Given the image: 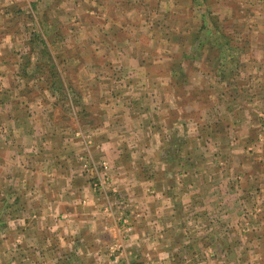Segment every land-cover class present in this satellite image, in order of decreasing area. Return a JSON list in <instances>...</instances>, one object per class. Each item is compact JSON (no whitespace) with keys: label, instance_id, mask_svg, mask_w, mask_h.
I'll return each mask as SVG.
<instances>
[{"label":"rangeland","instance_id":"374dc122","mask_svg":"<svg viewBox=\"0 0 264 264\" xmlns=\"http://www.w3.org/2000/svg\"><path fill=\"white\" fill-rule=\"evenodd\" d=\"M209 5L208 8L198 6L195 0H34L30 3L26 0H0V8H10L11 12L8 17H2L4 14L0 12V26L9 24L14 34L24 38L22 44L0 50L3 55L0 59H8L9 71L7 79L0 80V85L17 90L14 95L7 93L5 99L9 103L24 102V99L17 98V94L26 86L25 99L44 104L47 110L39 112L38 116L43 119L38 124L42 125L40 135L46 134L41 130H55V123L62 125L69 118L67 123L78 131L81 129L78 124L83 125L81 119L92 120L96 127L106 120L118 121L122 124L113 127L110 134L119 136L129 130L124 110L129 104L137 105L134 100L141 91L136 87L145 79L139 72L146 71L162 81L172 80L173 84L176 73L180 81L179 85H174L179 113L173 116V120L179 117V122H195L199 126L189 127V130L194 129V138L191 133L189 137L184 134L182 127L176 128L178 134L171 142H166V148L174 149L182 156L188 147L189 152L194 153L193 166H198V172L202 173L209 166L225 167L223 161L227 159L223 158L232 154L223 147L231 143L236 151L233 156L237 157L234 165L245 158V163L254 167V155L264 151V125L261 124V128L254 126L261 134L257 136V143L240 146L234 138L236 127L240 129L239 137L244 136L247 112L253 108L264 109V0H213ZM209 7L220 25L213 35L224 38L214 47L204 40L192 55V36L200 31L202 16ZM209 52L213 54L210 62L207 60ZM19 73L23 82L15 76ZM49 103L56 105V117L53 113L52 121L45 115L51 110ZM215 105L222 107V111L213 112ZM262 109L255 113L258 120L264 117L259 115ZM75 113L79 120L74 117ZM218 120L222 121L219 128L209 127ZM227 127L232 140L226 135ZM96 133L91 136L94 140ZM150 133L154 131L149 129L147 135ZM156 135L159 136L157 132ZM165 137L171 135L166 133ZM82 144L80 138L85 152ZM48 148L50 150H46L50 153L52 145ZM201 152H206L207 158L204 159ZM214 155L219 157L222 167L214 164L217 161ZM77 156L73 160L76 163ZM180 160L163 161L177 169ZM103 161L108 162L96 159L98 163ZM144 163L138 166V172L145 170L148 176L153 175L155 160L145 159ZM108 165L111 166L110 162ZM76 168L83 171L81 165ZM132 173L134 177L138 174L136 170ZM233 174L232 171L225 172L221 183L227 184V193L220 189L218 176L203 174L204 183L211 177V182L219 189L209 192L203 187L199 193L184 195L183 198L193 201L191 207L179 205L171 190L159 194L150 189L149 184L140 185L136 180L126 181L130 193L127 198L121 197L111 179L114 192L110 188L106 192L112 191V197L102 192L100 206L93 208L92 212L89 208L87 213L101 223L99 228L98 222L93 226L102 237L110 236L109 231H101L105 223L112 233L120 234V231L123 239L116 237L111 244L109 240L86 239L91 242L88 246L94 243L99 254H73L66 256L68 259L63 255L38 256L31 252H16V238L11 239L8 234L10 223H6L11 217L10 209L6 210L5 206L10 204L11 190L10 180L4 176L2 181L7 188L0 196V212L5 222L0 224V232L8 236L4 242V237H0V264H65L61 257L65 258L66 264H264V190L252 187L254 183L264 184V179L245 177L233 180ZM243 174L247 175L246 171ZM89 180L96 183L94 179ZM169 180L164 174L158 177L163 188L170 186ZM234 185H237V195ZM205 194L207 197L202 199ZM172 196L177 202L175 211L166 215L171 207L165 206L164 202H171ZM193 199L199 200L197 204ZM235 200L242 201L239 210L234 207ZM199 202L207 205L201 207ZM75 208L68 206L66 211ZM19 213L22 214V210ZM68 226L74 231L73 223ZM43 230L45 236L53 234L46 228ZM36 234L33 231V235ZM34 236L26 242L29 250L40 246V239H34ZM56 239L50 244L58 247L61 242L54 243ZM12 248L15 251L10 254ZM123 249L125 254H122Z\"/></svg>","mask_w":264,"mask_h":264},{"label":"crops","instance_id":"0c3cea01","mask_svg":"<svg viewBox=\"0 0 264 264\" xmlns=\"http://www.w3.org/2000/svg\"><path fill=\"white\" fill-rule=\"evenodd\" d=\"M0 12L4 14L2 17H8V15L11 14L9 8H0ZM12 29L13 27L9 24L0 26V50L7 46H17V44L20 45L24 42V40L21 41V39L24 38L21 35L17 36L14 34ZM75 31L76 35L78 32L77 28ZM0 56L3 57L2 51H0ZM7 60L8 59L5 60L4 58L0 59L1 81L7 79L9 73L6 66L8 63ZM139 74L145 79L141 81L142 83L140 82L139 87H136L138 91H141L140 93L137 92L138 98L134 100V103H137V105L129 104V108L124 110L128 116L126 126L129 130L125 135L119 136L110 134L113 127H120V124H122L118 121L106 120L101 123L99 127H96L97 125L92 124V120L88 121L81 119L83 125L78 124V126H81L80 131H78L74 130L71 126L72 124L69 125V123H67L69 118L66 119L62 125L60 123L54 124L56 132L53 129L49 130V128H45V130L41 131H46V134L40 135L38 132H40V126L42 125L38 124L42 123L43 119L40 117L38 118V116L39 112L47 110L44 104L41 105L35 102V100L25 99L26 97L24 95L28 92L26 86H24L22 90H18L21 93L19 95L17 94V98L21 100L24 99V102L9 103V100L5 99V96L7 93L14 95V91L17 92V90H11V88H6L7 86L5 85H0V196L4 195V188H7V184L3 185L2 181L4 176H7V179L9 178L10 180L9 189L11 190V200L10 204H5V206H7L6 210L7 208L10 209L11 217L6 223H10L11 230H9L8 234L11 239L16 238V244L14 243L16 252H31L38 256L63 255L66 257L72 256L73 254L87 256L99 252L98 249L95 248L94 243L88 246L91 242H87V240L97 242H106L109 240L111 244L116 237L117 239L119 237L121 240L123 239L120 231V234L112 233V230H109L105 223L101 231L104 233L109 231L110 236L106 234V236L102 237L98 229L93 226L98 221L87 213L89 208H91L92 212L93 208L95 209V207L98 208L100 206L102 201L100 196L102 192L105 196L112 197L114 191L111 189L113 192H108L109 194L105 191H96L94 189V184L90 182L89 177L85 176L86 174L84 171L76 168L80 165H78V162L76 163V161H73L75 160V156L78 155V160L80 154H85L83 147L81 148L80 145V137L77 136L79 132L86 136V134L91 131L89 135L93 136L97 131L95 140L94 137H91L92 144L90 146V156L94 158V160L99 158L106 161L108 160V163L110 162V177L113 180L112 185L114 184L121 197L127 198L129 196L131 188H129L130 186L127 183L136 180L140 185L149 184L151 187L150 189H153L154 192H158L159 194L163 193L165 190H171L174 199L179 205L191 207V205H194L193 201L188 200V197L183 198L184 195H188L190 192L199 193L202 191L203 187L209 192L219 189V187L215 188V183L211 182V177L204 183L202 178L203 174L218 176V185L223 193H227L228 191L227 184L224 183V185H221L222 181L225 179V172L227 171H232L234 173L233 180L235 178L237 180L245 177L251 180L264 179V157H262L264 151L261 154L254 155L256 156L254 157L256 160L254 167L250 166V163L246 164L245 158H241L242 161L239 160L237 164L234 165V160L237 157L233 155L236 154V151H234L235 148L232 147L231 143H228V146L226 148L223 147V150H229L232 155H227V158H223L227 159L223 161L225 162V167L221 166L220 159V163L218 162L219 157L214 155V158L217 157V159H214L217 160L214 164L222 168L209 166L204 172L199 173L198 171H200V169L198 166L195 168L192 164L194 153L189 152L188 147L187 152L182 156L177 155L178 151L174 149H167L166 142H171L178 134L176 128L182 127V132L184 134H187L189 137L191 133L192 138H194V129L193 131L189 130V127L199 125L195 122H179L181 120L178 119L179 117L173 120V116L178 115L179 111L178 100H176L178 98L175 95L176 88L172 80L167 82L160 80L161 78L157 76L153 78L146 71H140ZM19 75L20 73L15 74L16 78L23 82L24 78ZM223 75L224 73L221 74V76ZM221 79L222 77L219 78V80ZM49 106H51V110L45 115L52 121L53 113L54 118L56 117V105H51L49 103ZM192 108L194 109V107ZM217 109H220L218 112L222 111V107L219 108V106L215 105L213 107V112H216ZM260 109L262 108H253L247 112L245 116L246 124L244 125V136L241 138L239 137L240 129L236 127L234 139L240 143V146L247 143H257L256 141L259 133L254 126L260 127L261 124L264 125V109L259 113L260 117H263V119L260 118L258 120V117L255 116V113H258ZM57 111L59 112V110ZM78 116V114H74L77 120H79ZM258 121L261 123L259 124ZM221 125L222 121L218 120L213 125H209V127L216 129ZM241 126L242 125H240V127ZM91 129H94V131ZM101 129H103L105 133L103 131L101 132ZM149 129L154 131V133L147 135ZM226 130V135L232 140L229 127H227ZM61 131L62 134H60ZM156 132L159 136L156 135ZM50 133L53 135H48ZM166 133L167 136L171 135V137L166 138ZM47 135L48 137H46ZM260 135L261 134H259V136ZM213 140L215 139H212V141ZM192 141H195V139H192ZM51 145L52 148L49 153L46 149H49L48 146ZM44 146L47 148L45 149ZM18 148L20 149L18 150ZM241 149L240 147V150ZM220 150L222 151V149ZM96 156H98V158H96ZM201 156L205 159L208 155L206 152H201ZM150 158L155 160L154 169L152 170L154 174L148 176L145 170L138 172L140 171L138 166L140 164L144 165L145 159ZM177 158L182 159L177 163V169H174L163 161L164 159L173 160ZM57 162L58 164H56ZM73 169L75 171H73ZM135 170L138 174L134 177L132 172ZM244 171H246L247 175L243 174ZM163 174L166 179H170V183L168 181L170 186L165 188L158 183V177ZM199 174L201 176H199ZM221 174H223L224 177H222ZM180 177L183 178V180ZM122 181L124 183H126V181L128 182L123 184ZM234 186L235 195H237V185ZM252 187L255 190H264V184L254 183ZM138 193L141 194L140 189H138ZM166 194H169V192ZM207 195L208 194H205L202 199H205ZM173 196L170 198L172 199L171 202H164V205L166 204L171 207L169 212H165L166 215L175 211L177 202L175 203V201H173ZM224 197L225 195L223 194V198ZM223 198L221 196V199ZM193 200L196 204L199 201L197 199ZM241 202L242 201L235 200L234 207L240 209L241 206L239 204H241ZM199 203L201 207L207 205L203 202ZM162 204L163 202L161 205ZM68 206H76V208L67 212L66 207ZM20 210H22V214L19 213ZM236 212L239 211L236 210ZM1 214L0 212V224L5 222ZM33 223H39V225L36 226ZM68 223L74 224V231L68 226ZM100 226L101 223L98 222L97 228ZM45 228L53 234L45 236L43 230ZM33 231L37 232L35 236L33 235ZM2 235L3 232H0V237H4L2 241L4 242L7 239L5 237L8 235ZM31 236H34V239L35 237L40 239L38 242L40 246L29 250L26 246V242L30 240ZM55 238L57 239L54 243L57 242V240L61 242L58 247L50 244ZM67 243L69 246H67ZM124 249L122 254H125ZM15 250L12 248L10 254ZM111 250L115 251V249ZM64 257L60 259H63L66 264L67 261ZM61 264L63 263L61 262Z\"/></svg>","mask_w":264,"mask_h":264},{"label":"built area","instance_id":"2783aa9c","mask_svg":"<svg viewBox=\"0 0 264 264\" xmlns=\"http://www.w3.org/2000/svg\"><path fill=\"white\" fill-rule=\"evenodd\" d=\"M34 0H26L27 3L33 2ZM78 137L81 138L86 151L85 154H80L78 163L84 171V173L90 178L96 180L94 184V189L96 191H107V189H111V177H110V167L108 162H96L94 158L90 156V146L92 144L91 136H84L81 132L77 134ZM89 154V155H86Z\"/></svg>","mask_w":264,"mask_h":264},{"label":"trees","instance_id":"16d2710c","mask_svg":"<svg viewBox=\"0 0 264 264\" xmlns=\"http://www.w3.org/2000/svg\"><path fill=\"white\" fill-rule=\"evenodd\" d=\"M211 1H213V0H195V3L198 6H205V7H207V6H210L209 4L211 3ZM9 10H10V8H9ZM205 11H207V13H205L204 16H202V21H201L202 22V27L200 28V31L197 32V33H194L193 36H192V37H194L193 38V41H191V45H193V48H192V51L190 52V54H192V52L196 51L197 47L201 43H203L204 40L205 41H209L211 43V46L214 47L215 46L214 44L217 41H219L221 38H224L223 36L213 35V33L216 34V32L219 30V27H220L219 20H218V18H215L212 15V12L210 10V7H209V9H207ZM195 35H197L196 38H195ZM208 37H210V38H208ZM201 46H202V44L200 45V47ZM211 52H209L208 55H207L208 62L212 61L213 54ZM193 57H196V56H193ZM191 59H192V57H191ZM219 73L221 75L223 72H219ZM174 78H175L174 85H179L180 84V81H179L178 76L176 75V77H174Z\"/></svg>","mask_w":264,"mask_h":264}]
</instances>
